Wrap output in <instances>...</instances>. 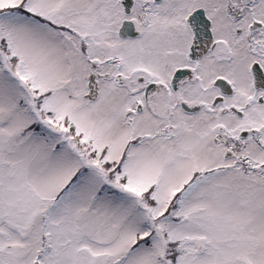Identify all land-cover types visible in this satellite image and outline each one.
Segmentation results:
<instances>
[{
	"label": "snow or ice",
	"instance_id": "snow-or-ice-1",
	"mask_svg": "<svg viewBox=\"0 0 264 264\" xmlns=\"http://www.w3.org/2000/svg\"><path fill=\"white\" fill-rule=\"evenodd\" d=\"M0 264H264V0H0Z\"/></svg>",
	"mask_w": 264,
	"mask_h": 264
}]
</instances>
